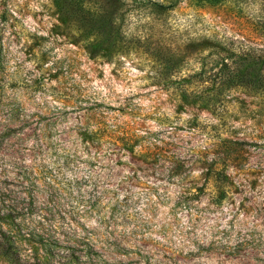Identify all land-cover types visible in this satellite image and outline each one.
I'll return each instance as SVG.
<instances>
[{
  "label": "rangeland",
  "instance_id": "374dc122",
  "mask_svg": "<svg viewBox=\"0 0 264 264\" xmlns=\"http://www.w3.org/2000/svg\"><path fill=\"white\" fill-rule=\"evenodd\" d=\"M154 1L175 7L0 0V186L23 242L75 264H264V87L193 77L264 58V0ZM105 10L121 33L90 29Z\"/></svg>",
  "mask_w": 264,
  "mask_h": 264
},
{
  "label": "trees",
  "instance_id": "16d2710c",
  "mask_svg": "<svg viewBox=\"0 0 264 264\" xmlns=\"http://www.w3.org/2000/svg\"><path fill=\"white\" fill-rule=\"evenodd\" d=\"M200 4L215 5L221 0H195ZM120 8H126L128 14L143 13L146 11L163 13L164 11L172 10L175 7L174 3L163 4L154 0H132L130 3L126 1L115 2ZM115 8H117V6ZM80 9H82L80 7ZM89 12V10H88ZM125 18L123 14H111L105 12L101 15L90 16L88 22L90 29L94 30L96 35L100 32L114 27L117 34ZM92 21V22H91ZM119 21V23H117ZM121 33V32H120ZM238 65L236 67L228 66L222 63L218 68L210 72L200 71L194 74L193 77L199 76L201 80L219 79V86L231 87H248V88H263L264 87V58L255 57L248 54L238 56ZM219 175V174H218ZM12 191L4 186H0V258L7 261L8 264H75L72 260L61 262L54 258L39 257L33 254L27 244L23 242L24 234L21 232L20 223L18 221L20 209L18 203L11 196Z\"/></svg>",
  "mask_w": 264,
  "mask_h": 264
}]
</instances>
